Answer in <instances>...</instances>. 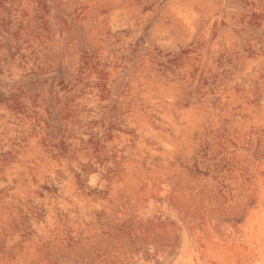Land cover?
<instances>
[{
    "label": "rangeland",
    "instance_id": "obj_1",
    "mask_svg": "<svg viewBox=\"0 0 264 264\" xmlns=\"http://www.w3.org/2000/svg\"><path fill=\"white\" fill-rule=\"evenodd\" d=\"M0 264H264V0H0Z\"/></svg>",
    "mask_w": 264,
    "mask_h": 264
}]
</instances>
